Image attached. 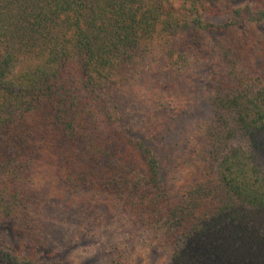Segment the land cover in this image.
I'll list each match as a JSON object with an SVG mask.
<instances>
[{
    "label": "trees",
    "instance_id": "obj_1",
    "mask_svg": "<svg viewBox=\"0 0 264 264\" xmlns=\"http://www.w3.org/2000/svg\"><path fill=\"white\" fill-rule=\"evenodd\" d=\"M239 1L0 0V222L29 248H0L3 264L48 254L42 196L31 193L40 172L111 198L169 264H264V174L227 144L263 160L264 1ZM136 78L153 91L202 88L207 161L182 162L171 181L120 114L118 92Z\"/></svg>",
    "mask_w": 264,
    "mask_h": 264
},
{
    "label": "rangeland",
    "instance_id": "obj_2",
    "mask_svg": "<svg viewBox=\"0 0 264 264\" xmlns=\"http://www.w3.org/2000/svg\"><path fill=\"white\" fill-rule=\"evenodd\" d=\"M255 1L240 0L238 4L250 3L254 6ZM228 17L224 12L207 18L221 23ZM248 80V85L259 87V83ZM199 81L204 89L209 84L207 77L200 76ZM150 83L149 79L136 78L120 89V114L134 131L132 135L155 146L160 164L168 170L172 181L178 178V173H175L178 171H173V167L186 166L182 162L192 161L198 165L209 158L213 142L208 141L210 135L205 131L211 122L210 110L206 96L201 94L202 88L179 90L169 86L167 90L153 91ZM163 98H168L169 102L160 106ZM191 135L196 137L194 142L190 140ZM260 139L264 141V135ZM188 141L194 143L195 152L192 155L188 153ZM227 144L239 147L249 162L264 174V156L261 160L258 152L249 148L246 142L231 140ZM219 145L221 149L225 146L222 143ZM30 182L31 193L42 196L41 217L46 226L43 240L48 254L53 255L35 253L40 264L53 261L58 264H169L167 250L156 241H150L142 233L137 220L119 208L111 198L70 193L49 172L35 174ZM9 227L6 222H0V248L28 253L26 240L14 234ZM0 264L3 263L0 261Z\"/></svg>",
    "mask_w": 264,
    "mask_h": 264
}]
</instances>
